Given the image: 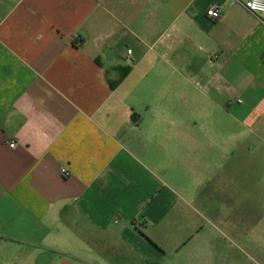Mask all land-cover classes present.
I'll return each instance as SVG.
<instances>
[{
    "label": "crops",
    "instance_id": "0c3cea01",
    "mask_svg": "<svg viewBox=\"0 0 264 264\" xmlns=\"http://www.w3.org/2000/svg\"><path fill=\"white\" fill-rule=\"evenodd\" d=\"M263 17L0 0V264H155L217 182L242 245L219 264H264Z\"/></svg>",
    "mask_w": 264,
    "mask_h": 264
},
{
    "label": "rangeland",
    "instance_id": "374dc122",
    "mask_svg": "<svg viewBox=\"0 0 264 264\" xmlns=\"http://www.w3.org/2000/svg\"><path fill=\"white\" fill-rule=\"evenodd\" d=\"M197 113L199 114V111ZM180 114L181 116L191 115L188 111H181ZM173 192L169 191L171 196ZM220 192L218 182L213 189L198 190L197 202H194L191 208H184L186 215L190 217L186 221L188 224L175 228L174 238L164 237V243L167 245H164L166 247L165 256L162 257L161 254L156 256L151 251L147 255L149 263L205 264L212 262L219 264L224 252L237 251L242 245L239 246L237 240L230 238L233 236L227 230L225 221L230 218L231 213L227 207L228 204L224 202L227 200ZM176 193L183 192L177 191ZM194 193L193 191L192 194ZM247 209L249 208H243V211L246 212Z\"/></svg>",
    "mask_w": 264,
    "mask_h": 264
},
{
    "label": "built area",
    "instance_id": "2783aa9c",
    "mask_svg": "<svg viewBox=\"0 0 264 264\" xmlns=\"http://www.w3.org/2000/svg\"><path fill=\"white\" fill-rule=\"evenodd\" d=\"M228 1H230L231 3L241 4L248 11L254 14L264 16V0H228ZM207 15L213 20L219 19L221 17L219 5L218 4L212 5L207 10ZM263 22H264V17H263ZM10 147H15V143L11 142ZM62 173H64V175H68V171L66 170V168H62Z\"/></svg>",
    "mask_w": 264,
    "mask_h": 264
},
{
    "label": "trees",
    "instance_id": "16d2710c",
    "mask_svg": "<svg viewBox=\"0 0 264 264\" xmlns=\"http://www.w3.org/2000/svg\"><path fill=\"white\" fill-rule=\"evenodd\" d=\"M118 81H119V80H118ZM118 81H117V82H118ZM113 86H114V85H112V87H113Z\"/></svg>",
    "mask_w": 264,
    "mask_h": 264
}]
</instances>
